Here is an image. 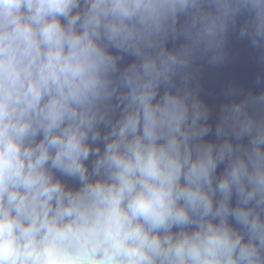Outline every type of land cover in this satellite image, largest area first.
I'll use <instances>...</instances> for the list:
<instances>
[{"label": "clouds", "instance_id": "obj_1", "mask_svg": "<svg viewBox=\"0 0 264 264\" xmlns=\"http://www.w3.org/2000/svg\"><path fill=\"white\" fill-rule=\"evenodd\" d=\"M0 264H264V0H0Z\"/></svg>", "mask_w": 264, "mask_h": 264}, {"label": "water", "instance_id": "obj_2", "mask_svg": "<svg viewBox=\"0 0 264 264\" xmlns=\"http://www.w3.org/2000/svg\"><path fill=\"white\" fill-rule=\"evenodd\" d=\"M240 48V50L243 52V46L240 45L238 46ZM235 72L239 75H241L243 77L245 69L243 66L238 67L237 69H235ZM230 73H226V74H221V75H214V76H210L208 78V87L209 88H216L219 85V82L225 78L226 75H228Z\"/></svg>", "mask_w": 264, "mask_h": 264}]
</instances>
